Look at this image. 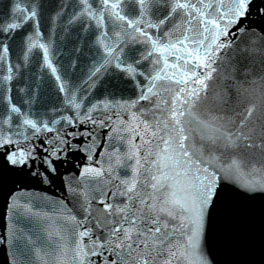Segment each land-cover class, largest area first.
Instances as JSON below:
<instances>
[{
  "label": "snow or ice",
  "instance_id": "obj_1",
  "mask_svg": "<svg viewBox=\"0 0 264 264\" xmlns=\"http://www.w3.org/2000/svg\"><path fill=\"white\" fill-rule=\"evenodd\" d=\"M0 201L10 264H264V0H0Z\"/></svg>",
  "mask_w": 264,
  "mask_h": 264
},
{
  "label": "water",
  "instance_id": "obj_2",
  "mask_svg": "<svg viewBox=\"0 0 264 264\" xmlns=\"http://www.w3.org/2000/svg\"><path fill=\"white\" fill-rule=\"evenodd\" d=\"M8 220L5 215L3 202L0 201V238L6 236ZM19 227H28L30 226L26 219H22L19 222ZM13 251L11 248H8L6 244L0 245V264H10L11 257L8 255L9 252Z\"/></svg>",
  "mask_w": 264,
  "mask_h": 264
}]
</instances>
